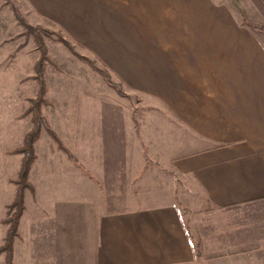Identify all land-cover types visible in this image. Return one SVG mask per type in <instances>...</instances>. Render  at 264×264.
<instances>
[{"label": "crops", "instance_id": "1", "mask_svg": "<svg viewBox=\"0 0 264 264\" xmlns=\"http://www.w3.org/2000/svg\"><path fill=\"white\" fill-rule=\"evenodd\" d=\"M168 39L119 69L134 73L123 78L139 104L93 84L47 116L67 121L51 126L73 159L37 143L13 264H209L264 250V46L199 26ZM7 161L15 178L20 156Z\"/></svg>", "mask_w": 264, "mask_h": 264}, {"label": "rangeland", "instance_id": "2", "mask_svg": "<svg viewBox=\"0 0 264 264\" xmlns=\"http://www.w3.org/2000/svg\"><path fill=\"white\" fill-rule=\"evenodd\" d=\"M239 2L243 11L233 0H0V180L7 181L0 183V203L5 204L0 205V235L5 228L0 244L2 264H7L8 254L3 247L16 215L13 204L23 160L20 150L33 128L31 108L39 107L46 124H42L33 145L32 169L37 160L35 147L41 139H50L62 151L47 128L66 148L51 124L55 119L53 124L63 127L67 121L61 115L53 119L50 115V123L47 119L62 106V99L74 93L79 96L94 84L112 89V95L127 99L132 105L139 104V97L123 78L134 73L119 70L126 68L130 59L135 60L136 51L151 53L167 47L173 33L198 30V26L212 34L254 33L264 46V0ZM43 82L46 91L41 93ZM11 130L17 132L16 140L20 138L15 148L7 138ZM5 141L10 143L4 144ZM9 155L20 156L19 170L12 179ZM69 158L73 159V155ZM31 169L24 208L26 194L33 190L29 181ZM12 189L14 196L9 202ZM18 229L19 225L17 233ZM209 264H264V250L254 249L236 258L224 255Z\"/></svg>", "mask_w": 264, "mask_h": 264}, {"label": "trees", "instance_id": "3", "mask_svg": "<svg viewBox=\"0 0 264 264\" xmlns=\"http://www.w3.org/2000/svg\"><path fill=\"white\" fill-rule=\"evenodd\" d=\"M40 67H42V64H39L37 66L38 71H40ZM45 90V84L44 82L42 83L41 86V93H44ZM31 112H33V117H32V123H33V128L31 131L26 135L24 144L22 149L20 150V153L23 155V160L21 164V170H20V175H19V180H18V190L16 193V199L13 204V206L16 208V215L15 218L13 219V223L11 221V228L8 231V236L6 240V244L3 247V251L7 252V264H13V244H14V239L17 237V228L19 225V221L22 217L23 211H24V193L25 190L29 188L28 184V174L31 169V166L35 160V155H34V148L33 145L34 143L38 140L40 133H41V128L42 124H45V120L42 117L41 113L39 112V107L35 106V108H31ZM46 126V124H45ZM47 131L49 134L56 140L58 143L59 148L64 151L65 153L68 154L69 157H71V153L63 146L61 141L58 139V137L54 134V132L47 128Z\"/></svg>", "mask_w": 264, "mask_h": 264}, {"label": "water", "instance_id": "4", "mask_svg": "<svg viewBox=\"0 0 264 264\" xmlns=\"http://www.w3.org/2000/svg\"><path fill=\"white\" fill-rule=\"evenodd\" d=\"M233 3H234L239 9H241V10L243 11V7H242V5L240 4L239 0H233Z\"/></svg>", "mask_w": 264, "mask_h": 264}]
</instances>
